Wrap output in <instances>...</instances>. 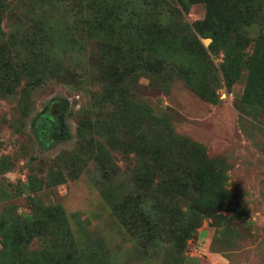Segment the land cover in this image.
<instances>
[{"label": "rangeland", "instance_id": "1", "mask_svg": "<svg viewBox=\"0 0 264 264\" xmlns=\"http://www.w3.org/2000/svg\"><path fill=\"white\" fill-rule=\"evenodd\" d=\"M170 1L0 2L10 57L55 74L0 91V215L60 205L63 264H264V0ZM56 225L16 255L34 264Z\"/></svg>", "mask_w": 264, "mask_h": 264}, {"label": "trees", "instance_id": "2", "mask_svg": "<svg viewBox=\"0 0 264 264\" xmlns=\"http://www.w3.org/2000/svg\"><path fill=\"white\" fill-rule=\"evenodd\" d=\"M5 0H0L2 5L4 4ZM189 0H171L170 5L173 9L178 10H185L188 6ZM210 6H212L215 10H218L219 13H223L220 9L221 6L226 4H233L230 0H224L225 4L219 2L220 0H207ZM223 1V0H222ZM1 5V6H2ZM109 6L106 2L103 6ZM181 7V8H180ZM106 10V8H105ZM201 28L199 27V32L201 34H209L216 47H220V49L224 52V61H223V75L228 82H230V75L226 70V63L229 62L230 59L227 57L229 56L228 47L229 44V37L227 35L222 36L220 33V29L215 28L211 20V14L208 15L202 22ZM0 35L3 38L0 44V91L1 93L5 92H12L16 90V88L21 85V89H26L27 86L35 87L36 85L42 84L46 78L50 76H55L52 72L50 75L51 67L49 64L45 66L43 62L44 54L37 52L35 50L28 51V55L25 57H14L13 59L9 55L10 45L13 44L14 37L12 36L13 33L11 32L10 35L4 36L0 28ZM256 49L261 51L262 47H264V36H259L255 40ZM40 45L38 49L41 48ZM18 54V53H17ZM229 77V78H228ZM22 81H25L24 84H21ZM139 137V135H138ZM141 139V137L139 138ZM10 168L9 165L4 162H0V174ZM108 203L116 209L114 195L111 193H106L104 195ZM168 198V195H166ZM120 208V207H119ZM122 209V208H121ZM119 209L120 214L124 216L122 210ZM156 209L154 207L149 213L155 215L153 211ZM125 217V216H124ZM165 220L169 219V216L166 214L164 217ZM56 221V229L62 228L61 233H56L54 235L52 231V241L44 248H42L39 252V257L36 259L34 264H63V253L60 251L63 248V243H65L69 236L65 233V213L63 208L60 205H51L49 207H45L42 211H33V212H22L21 214H10L6 216L0 215V235H1V248H0V264H30L26 259H20L15 252V248L19 247L21 242L28 241L29 239L33 238L34 236L40 235L37 230V225L41 222H50ZM167 222H165L166 224Z\"/></svg>", "mask_w": 264, "mask_h": 264}, {"label": "flooded vegetation", "instance_id": "3", "mask_svg": "<svg viewBox=\"0 0 264 264\" xmlns=\"http://www.w3.org/2000/svg\"><path fill=\"white\" fill-rule=\"evenodd\" d=\"M59 106H60V105L56 106V107L54 108V110H56V108H59ZM50 133H51V135L53 136V138H57V136H56L53 132H50Z\"/></svg>", "mask_w": 264, "mask_h": 264}, {"label": "bare ground", "instance_id": "4", "mask_svg": "<svg viewBox=\"0 0 264 264\" xmlns=\"http://www.w3.org/2000/svg\"><path fill=\"white\" fill-rule=\"evenodd\" d=\"M46 117V116H45ZM49 135H51V134H49Z\"/></svg>", "mask_w": 264, "mask_h": 264}]
</instances>
